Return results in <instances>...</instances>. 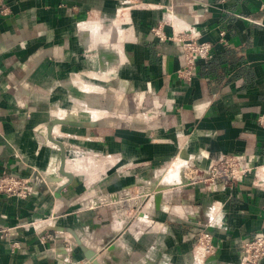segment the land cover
Here are the masks:
<instances>
[{
  "label": "crops",
  "instance_id": "crops-1",
  "mask_svg": "<svg viewBox=\"0 0 264 264\" xmlns=\"http://www.w3.org/2000/svg\"><path fill=\"white\" fill-rule=\"evenodd\" d=\"M1 2L0 173L31 190L0 193V264H238L264 184L178 179L221 153L264 160V0ZM184 27L210 43L187 81ZM125 187L145 193L136 213L109 196Z\"/></svg>",
  "mask_w": 264,
  "mask_h": 264
},
{
  "label": "built area",
  "instance_id": "built-area-1",
  "mask_svg": "<svg viewBox=\"0 0 264 264\" xmlns=\"http://www.w3.org/2000/svg\"><path fill=\"white\" fill-rule=\"evenodd\" d=\"M8 8L2 2L0 3V13H6ZM158 27L153 28V32L162 38ZM188 34L176 35L173 32L172 37H176L179 42L183 63L176 70V74L182 80H189L194 73V64L197 58H206L210 55V43L207 40L195 39V31L191 32L189 27H184ZM180 33V30H178ZM257 123L264 125V112H259L255 116ZM185 175L184 179L189 182H212L217 178L228 183L238 179L241 175L250 172L252 179L257 183L264 184V160L258 163H251L242 152L221 153L211 158L207 163L201 166H195L192 162L185 163L182 166ZM31 188L27 178L12 171H3L0 173V193L24 197L30 192ZM145 193L141 192V187H125L117 193L109 195L113 200H118L132 207V213H136L139 201ZM125 205L116 209V213H121ZM4 233V232H3ZM42 237V235H40ZM12 246H17L16 240H11ZM211 234L205 229H199L194 236V253L201 257L206 251L211 250ZM240 256L238 264H257L260 257L264 256V233L255 234L251 238L245 239L240 243ZM86 261L73 262L71 264H86Z\"/></svg>",
  "mask_w": 264,
  "mask_h": 264
},
{
  "label": "bare ground",
  "instance_id": "bare-ground-1",
  "mask_svg": "<svg viewBox=\"0 0 264 264\" xmlns=\"http://www.w3.org/2000/svg\"><path fill=\"white\" fill-rule=\"evenodd\" d=\"M183 166V165H182ZM182 166L180 167V169H179V173H180V178L178 179V181H180V180H183L184 179V177H185V175H184V173H183V171H182ZM178 167V166H177ZM89 260V259H88ZM88 260L86 261L87 263L86 264H94V262L90 259L89 260V262H88Z\"/></svg>",
  "mask_w": 264,
  "mask_h": 264
},
{
  "label": "water",
  "instance_id": "water-1",
  "mask_svg": "<svg viewBox=\"0 0 264 264\" xmlns=\"http://www.w3.org/2000/svg\"><path fill=\"white\" fill-rule=\"evenodd\" d=\"M56 143H57V145L59 146V162H60V165H61V160H62V157H63V151L61 150V147H60V143H59V141L57 140V139H53ZM61 170V169H60ZM65 174H67V173H65Z\"/></svg>",
  "mask_w": 264,
  "mask_h": 264
}]
</instances>
